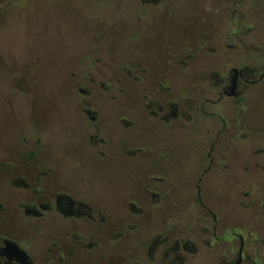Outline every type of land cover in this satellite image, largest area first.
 Returning a JSON list of instances; mask_svg holds the SVG:
<instances>
[{
	"label": "flooded vegetation",
	"instance_id": "obj_1",
	"mask_svg": "<svg viewBox=\"0 0 264 264\" xmlns=\"http://www.w3.org/2000/svg\"><path fill=\"white\" fill-rule=\"evenodd\" d=\"M129 3L127 48L102 54L111 15L68 73L65 166L31 117L0 147V264H264V0ZM119 164L100 197L65 176Z\"/></svg>",
	"mask_w": 264,
	"mask_h": 264
},
{
	"label": "rangeland",
	"instance_id": "obj_2",
	"mask_svg": "<svg viewBox=\"0 0 264 264\" xmlns=\"http://www.w3.org/2000/svg\"><path fill=\"white\" fill-rule=\"evenodd\" d=\"M7 1L0 0V147L8 145L20 128L28 129L31 117L43 128L53 159L65 166L68 159L63 157L74 154L78 143L68 73L82 59L90 28H98L115 15V5H101L96 0H20L7 8ZM123 1L121 13L106 26L100 42L107 57L127 48L124 39L134 28L128 13L130 0ZM156 22L162 35L166 23ZM151 32L146 22L141 37H150ZM93 171L69 167L65 176L84 182L96 178L98 196L106 189H123L130 182L123 167L107 178H98Z\"/></svg>",
	"mask_w": 264,
	"mask_h": 264
}]
</instances>
